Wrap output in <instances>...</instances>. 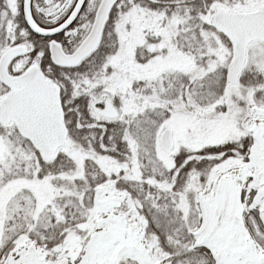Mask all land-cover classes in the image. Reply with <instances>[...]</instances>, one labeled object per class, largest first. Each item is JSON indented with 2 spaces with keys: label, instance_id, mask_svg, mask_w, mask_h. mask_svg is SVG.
Masks as SVG:
<instances>
[{
  "label": "snow or ice",
  "instance_id": "6c2138e0",
  "mask_svg": "<svg viewBox=\"0 0 264 264\" xmlns=\"http://www.w3.org/2000/svg\"><path fill=\"white\" fill-rule=\"evenodd\" d=\"M0 264H264V0H0Z\"/></svg>",
  "mask_w": 264,
  "mask_h": 264
}]
</instances>
